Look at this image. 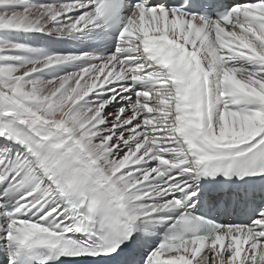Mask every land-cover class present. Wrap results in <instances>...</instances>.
<instances>
[{"label":"snow or ice","instance_id":"1","mask_svg":"<svg viewBox=\"0 0 264 264\" xmlns=\"http://www.w3.org/2000/svg\"><path fill=\"white\" fill-rule=\"evenodd\" d=\"M0 264H264V0H0Z\"/></svg>","mask_w":264,"mask_h":264}]
</instances>
